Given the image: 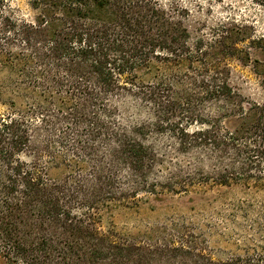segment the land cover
<instances>
[{
	"label": "trees",
	"instance_id": "1",
	"mask_svg": "<svg viewBox=\"0 0 264 264\" xmlns=\"http://www.w3.org/2000/svg\"><path fill=\"white\" fill-rule=\"evenodd\" d=\"M28 2L17 23L0 0L20 100L0 113V264H264V211L246 206L221 226L112 224L151 202L264 189V105L244 107L226 66L251 64L264 85V34L228 18L192 38L178 0Z\"/></svg>",
	"mask_w": 264,
	"mask_h": 264
},
{
	"label": "rangeland",
	"instance_id": "2",
	"mask_svg": "<svg viewBox=\"0 0 264 264\" xmlns=\"http://www.w3.org/2000/svg\"><path fill=\"white\" fill-rule=\"evenodd\" d=\"M178 2L188 11L185 24L192 38L207 35L211 28L228 18L247 20L254 24L258 33L264 34V12L253 8L244 0L212 2L178 0ZM3 10L5 15L17 23L19 20H31L34 14L28 0H3ZM16 46L13 53L18 55L19 61V45ZM226 66L229 70V85L241 97L244 107L247 108L249 104L264 105V85L261 78L254 73L251 64L242 65L235 59H228ZM19 102V73L10 72L0 64V113L19 111ZM150 205L155 206V209L148 207L141 214L118 215L113 218L115 230L118 233H135L136 227H159L166 219L185 218L190 221L201 215H207V218L221 226L222 218L237 205L251 210V216L264 211V189L222 187L209 192H196L180 200L174 197L173 200L164 203L151 202ZM209 252L215 259L226 257L225 252L215 242L210 243Z\"/></svg>",
	"mask_w": 264,
	"mask_h": 264
}]
</instances>
